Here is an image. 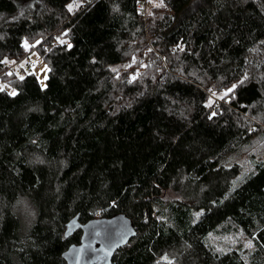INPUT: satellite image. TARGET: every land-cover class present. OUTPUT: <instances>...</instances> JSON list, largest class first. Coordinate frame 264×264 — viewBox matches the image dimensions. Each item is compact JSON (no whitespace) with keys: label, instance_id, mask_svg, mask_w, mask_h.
Returning <instances> with one entry per match:
<instances>
[{"label":"trees","instance_id":"16d2710c","mask_svg":"<svg viewBox=\"0 0 264 264\" xmlns=\"http://www.w3.org/2000/svg\"><path fill=\"white\" fill-rule=\"evenodd\" d=\"M1 14L22 16L0 24V264H66L82 237L67 222L117 212L137 235L114 264H264V160L234 158L264 137V0H0ZM36 49L43 87L6 69ZM240 232L252 249L212 242Z\"/></svg>","mask_w":264,"mask_h":264},{"label":"water","instance_id":"95a60500","mask_svg":"<svg viewBox=\"0 0 264 264\" xmlns=\"http://www.w3.org/2000/svg\"><path fill=\"white\" fill-rule=\"evenodd\" d=\"M78 216L72 217L64 230L69 236L77 228L82 229L80 243L69 245L63 253L66 264H114L118 249L137 235L135 222L126 213L90 218L86 223L80 222Z\"/></svg>","mask_w":264,"mask_h":264},{"label":"rangeland","instance_id":"374dc122","mask_svg":"<svg viewBox=\"0 0 264 264\" xmlns=\"http://www.w3.org/2000/svg\"><path fill=\"white\" fill-rule=\"evenodd\" d=\"M156 4L161 8L163 7L162 3L156 2ZM155 4V5H156ZM76 5H73L75 7ZM151 3L148 4L146 1L142 5V12H143V18L147 19L148 18V13L150 9ZM42 6L41 5H33V7L29 8L30 10H40ZM72 7V8H73ZM19 18L22 15H17V14H1L0 16V24H4L8 22L7 20L13 18V17ZM35 44L39 45V41L35 42ZM37 47V46H36ZM30 54L27 56L15 61H9V64L6 66V69L9 68L11 70V73H13V69L17 68L19 73H21L22 68L24 69L25 73H28L29 71L31 73H34L37 75L39 79L40 85L43 87L46 84L47 78H48V69L50 67V62L49 60L45 59L44 56H41L42 54L40 53L39 50H34L30 51ZM33 58L35 61V64H30L29 63V58ZM133 57V56H132ZM135 59V57H133ZM132 61H129L125 63L124 65H117V66H110V70L113 71L116 76L119 75L120 72H122V69L124 68H129L132 65ZM10 73V74H11ZM5 82H10V79L8 78L6 81L2 80L0 81V88H3L5 86L7 89H10L7 83ZM260 106V105H259ZM241 151V156L234 157L235 160L238 158L240 161H242L245 170L244 172H248L251 169H254L255 164L257 161L264 160V137L261 139V136H258L255 138L253 142H250V144L246 145L245 148L242 149ZM33 204L28 200L27 198H21V202L16 205V211L17 213L22 217L23 222L25 223L24 227H28L29 224L35 219L37 215V211L34 209L32 206ZM98 216H100V213H98ZM212 242L216 244L217 248L219 250H231L235 247H238L243 243V245H246L247 249H252L253 248V243L242 233H237L233 235H223V236H213Z\"/></svg>","mask_w":264,"mask_h":264},{"label":"built area","instance_id":"2783aa9c","mask_svg":"<svg viewBox=\"0 0 264 264\" xmlns=\"http://www.w3.org/2000/svg\"><path fill=\"white\" fill-rule=\"evenodd\" d=\"M30 61L33 63L34 61L30 59ZM11 72V70H7V73L9 74Z\"/></svg>","mask_w":264,"mask_h":264},{"label":"snow or ice","instance_id":"6c2138e0","mask_svg":"<svg viewBox=\"0 0 264 264\" xmlns=\"http://www.w3.org/2000/svg\"><path fill=\"white\" fill-rule=\"evenodd\" d=\"M70 10H71V6H70ZM13 95L15 94V92L12 93Z\"/></svg>","mask_w":264,"mask_h":264}]
</instances>
